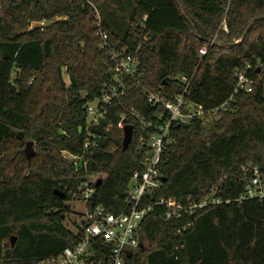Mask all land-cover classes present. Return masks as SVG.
<instances>
[{
	"label": "trees",
	"instance_id": "obj_1",
	"mask_svg": "<svg viewBox=\"0 0 264 264\" xmlns=\"http://www.w3.org/2000/svg\"><path fill=\"white\" fill-rule=\"evenodd\" d=\"M95 9L108 37L103 50ZM224 17L227 32L219 30ZM260 17L264 0H0L2 264H37L76 244V218L77 230L64 224L67 203L92 176V204L110 214L125 211L131 176L143 160L131 114L147 120L158 111L146 92L167 99L187 92V100L205 109L227 105L205 124L172 126L175 143L161 158L166 181L158 196L197 202L221 182L220 196L229 203L179 219H165L156 208L139 227L143 248L126 264H264V199L236 202L247 178L242 169L264 171V122L257 111L264 106V20L233 45ZM111 50L136 53L137 74L124 80L125 94L107 107L100 125L87 127V105L112 81ZM243 70L253 80L251 93H235ZM122 116L133 129L126 151L116 128ZM87 131L98 140L85 151ZM29 141L36 152L27 160ZM63 152L84 156L86 170ZM97 257L107 262L105 254Z\"/></svg>",
	"mask_w": 264,
	"mask_h": 264
},
{
	"label": "built area",
	"instance_id": "obj_2",
	"mask_svg": "<svg viewBox=\"0 0 264 264\" xmlns=\"http://www.w3.org/2000/svg\"><path fill=\"white\" fill-rule=\"evenodd\" d=\"M228 7L229 1L225 7V13ZM95 22V37L101 40L100 50H103L107 47L108 37L100 28V18L96 9ZM219 30L228 31L225 17ZM214 40L199 49L198 60L207 54L209 48L215 44ZM138 62L136 53L111 50L108 64L112 72V81L101 91L97 100L87 105V127H98L107 114V107L125 94L124 80L135 78ZM247 69L250 67L248 66ZM246 70L236 74L235 93L238 91L252 92L253 80L247 77ZM181 80L182 82L185 81L184 78ZM186 93L167 99L160 93L146 92L148 103L158 111L147 120L139 114H131L139 124L135 136V146L137 151L143 155V160L139 166L140 170L131 176L125 211L115 215L107 213L101 206H94L92 198L95 194V188L92 182L95 178L92 176L90 180L80 182L78 192L74 194L72 199L83 207L82 212L75 219L80 235L78 242L66 247L59 255L45 258L37 264H126V253L129 252L132 255L141 244L139 234L141 223L156 208L163 209L165 219H179L183 215L192 217L198 210L205 207L229 203L220 196L219 185L221 182L197 202L190 199L185 202H178L158 196L164 183L163 175L160 172L161 158L166 149L175 143L171 134L172 126L187 127L195 121L205 124L212 117H215L220 110H225L227 106L223 104L216 109H205L203 105L187 100L185 98ZM91 104H94L93 107H89ZM123 120L124 116L116 125L118 130L123 131L124 129ZM86 137L85 151L89 147L96 146L98 140L97 135L90 131H87ZM62 155L75 168L79 166V168L86 170L87 161L84 156H73L65 152ZM242 170L247 178L243 191L236 202L264 199V171L250 165ZM192 224L193 222L190 221L182 229L184 230ZM70 227L69 230L71 231L77 230L72 224ZM98 253L107 256L106 263L98 259ZM0 264H2L1 260Z\"/></svg>",
	"mask_w": 264,
	"mask_h": 264
},
{
	"label": "water",
	"instance_id": "obj_3",
	"mask_svg": "<svg viewBox=\"0 0 264 264\" xmlns=\"http://www.w3.org/2000/svg\"><path fill=\"white\" fill-rule=\"evenodd\" d=\"M258 19L264 20V17L251 19L249 21V23H248L243 35H242V38L239 41L235 42L233 45H236V44L242 42L245 39V37L248 34V32L250 31L251 27L253 26L255 21H257ZM132 135H133L132 127L131 126H125L124 129H123V137H122V143H121L122 151H126L128 149V147L130 146L131 141H132ZM24 153H25V157H26L27 160H30L34 156L35 152L33 150V142L29 141V142L26 143L25 148H24ZM163 181H166V179L163 178ZM100 184H101V181H98L96 183L97 186H99ZM55 194H57L60 197L64 198V194L62 192L58 191V190H55ZM14 242H15V239L13 238L12 239V243H11L12 246H13ZM139 248L142 249L143 248V244H140ZM126 257L130 258L131 254L129 252L126 253Z\"/></svg>",
	"mask_w": 264,
	"mask_h": 264
},
{
	"label": "rangeland",
	"instance_id": "obj_4",
	"mask_svg": "<svg viewBox=\"0 0 264 264\" xmlns=\"http://www.w3.org/2000/svg\"><path fill=\"white\" fill-rule=\"evenodd\" d=\"M32 26H35L34 24H32ZM15 77V73H13L12 75V79ZM64 81L66 82V84H68V81H67V78L66 76H64ZM94 104H91L89 107H93ZM257 111L259 113V115L261 116L263 122H264V106L262 107H257ZM33 150L34 152H36V147L33 143ZM67 205L69 206L70 210H71V215L69 216V219H67L65 221V226L68 228V229H71L70 225H71V222L73 219L76 218V215H78V213L82 212V205L76 201H70L67 203Z\"/></svg>",
	"mask_w": 264,
	"mask_h": 264
}]
</instances>
